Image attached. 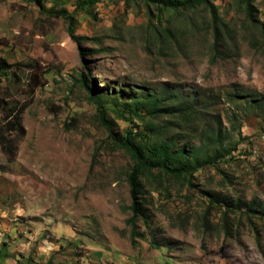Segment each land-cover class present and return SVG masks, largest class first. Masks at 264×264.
<instances>
[{
	"label": "rangeland",
	"instance_id": "374dc122",
	"mask_svg": "<svg viewBox=\"0 0 264 264\" xmlns=\"http://www.w3.org/2000/svg\"><path fill=\"white\" fill-rule=\"evenodd\" d=\"M84 1L0 0V123L22 108L24 129L9 153L0 145V264H264V216L212 205L206 193L264 206V113L244 104L264 95V0L255 2L256 22L234 0H215V45L205 10L180 13L167 32L166 23L147 24L142 6L103 0L87 13ZM63 10L90 55H80ZM83 74L108 108L180 89L207 102L239 142L221 173L200 169L193 186L145 181L151 230L138 220L135 244L132 160L108 136ZM107 116L117 136L138 129Z\"/></svg>",
	"mask_w": 264,
	"mask_h": 264
},
{
	"label": "trees",
	"instance_id": "16d2710c",
	"mask_svg": "<svg viewBox=\"0 0 264 264\" xmlns=\"http://www.w3.org/2000/svg\"><path fill=\"white\" fill-rule=\"evenodd\" d=\"M101 1L103 0H85L80 6L85 12L90 13V8ZM117 1L123 2L125 8L142 6L148 18L147 24L163 25L166 23L163 26V31L167 32H170L167 23H171L180 13L205 10L210 15L213 25L214 45L222 32L219 20L221 17L220 6L215 3V0ZM234 1L244 9L246 16L252 22L259 21L254 13L256 0ZM62 16L68 22L69 35L77 44L80 55L85 57L93 53V49L86 48L83 44L87 38L76 33V24L72 13L63 10ZM262 35L264 40V29ZM2 63L5 61L3 60ZM80 81L90 92V97L97 106L99 119L109 130L108 136L117 147L128 153L132 160L126 178L131 201L129 206L131 216L127 221L131 227L132 244H135L136 238L140 236L136 228L138 220H141L145 227L151 230L142 194L145 181L150 180L160 184L163 183L164 178H168L183 185L193 186L194 173L208 166H213L221 173L220 163L232 158L233 153L238 151L239 142L223 131L220 118L211 115L207 110V102L200 106L180 89L168 88L161 92H147L122 102V107L111 104L112 106L108 108L103 104V99L89 85L88 75H81ZM244 104L248 109L264 113L263 94H252ZM107 109L112 110L116 117L137 125L138 129H129L121 136L115 135L111 130ZM21 113L22 108L19 110L11 108L3 116L6 122L0 123V145L6 153L12 150L15 142L24 134ZM134 119L139 121V124H136ZM14 133L15 135L12 136ZM206 193H208L209 202L212 205L218 202L224 203L228 211L230 207H233L239 210L244 209V213L248 215L258 213L264 216V206L256 204L253 200L244 204H241L240 201L228 204L220 197V194Z\"/></svg>",
	"mask_w": 264,
	"mask_h": 264
}]
</instances>
